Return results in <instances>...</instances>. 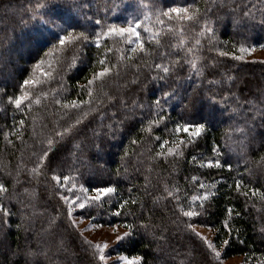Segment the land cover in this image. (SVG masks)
Listing matches in <instances>:
<instances>
[{
	"label": "trees",
	"instance_id": "16d2710c",
	"mask_svg": "<svg viewBox=\"0 0 264 264\" xmlns=\"http://www.w3.org/2000/svg\"><path fill=\"white\" fill-rule=\"evenodd\" d=\"M116 2L119 7L140 5V0ZM105 3L0 0V183L7 188L0 192V204L9 213L0 212V264H105L72 224L76 218L127 230L109 258L124 256L136 264H225L242 257L244 264H264V201L259 197L264 192V61L235 58L242 56L241 46L264 50V0H155L164 11L198 9L199 19L175 24L184 29L183 36L169 31L168 22L153 20L145 29L158 31L159 43L144 31L148 54L132 59L129 45L105 41L118 71L89 86L101 68L97 61L103 46L99 53L91 42L61 46L58 37L125 25L113 17L119 7L106 12ZM97 19L101 26L95 25ZM205 22L213 32L201 36ZM181 39L187 42L184 48L176 46ZM191 59L202 74L190 68ZM155 64L170 66V73ZM29 79L38 83L25 85ZM26 92L30 101L17 108L15 98ZM165 92L172 95L165 97ZM158 112L163 121L151 133L142 130ZM178 124H204L205 130L191 137V132H177ZM49 138L55 141L51 146ZM164 140L169 144L162 149ZM179 140L184 141L183 156L156 155ZM45 151L47 158L39 160ZM216 159L225 166H200ZM53 176L71 180L58 183ZM200 183L215 195L197 208L201 215L186 217L181 206L188 210L191 196L205 191ZM166 186L180 189L179 200L168 196ZM104 187L117 191L85 209L77 201L69 215L63 196L83 200ZM197 227L213 232L219 259L196 235ZM224 239L230 243L222 245Z\"/></svg>",
	"mask_w": 264,
	"mask_h": 264
},
{
	"label": "snow or ice",
	"instance_id": "6c2138e0",
	"mask_svg": "<svg viewBox=\"0 0 264 264\" xmlns=\"http://www.w3.org/2000/svg\"><path fill=\"white\" fill-rule=\"evenodd\" d=\"M45 5L43 4H38L37 7L38 8H42ZM76 7H83V5H76ZM105 7V11H109L112 10L114 11L115 9H117L119 7V4L116 2V0H106V3L104 5ZM145 9H148L149 11L147 12V14H144V19L145 20H149L151 19L152 15L155 14L157 11H159V15L156 16V23L159 25H165V19L166 18L168 21H178V22H184V21H188V22H193V21H197L199 19V10L198 9H193L190 11V8L188 6L185 7H169L167 9V11H164L163 9H157L155 0H151L150 3L145 4L144 0H140V10L143 13ZM95 25L96 26H101L102 25V21L97 19L95 20ZM169 29V31H176L178 32L181 36H183L184 33V29L181 27L179 29H175L173 28V26L169 23L166 25ZM142 27V21L138 22L136 18L133 19H129L125 22V25H119L116 23H111V24H107L106 26H102L101 30L99 32H97L95 30V27H93V29L91 30V33L89 34L87 31H82L80 32L78 35H73L72 33H68L67 35L64 36H60L58 37L59 39V44L61 46L70 44V43H74L79 41L84 47H87V43L91 42L93 44H95L97 52L99 53L100 48L103 46L104 48V52L101 54L100 59H98L97 63L101 66L99 71H95L92 74V79L88 81V85H94L95 82L97 80H100L101 82L103 81V79L105 77H107L108 75H110L111 73H113L114 70L118 71V67L114 69V67L111 65L109 58H108V53H111L113 51V49L111 47H108L106 43H104L105 41L109 40V39H113V40H117V41H122L124 44L129 45L130 47L127 49V51L131 54L128 59H132L135 55L138 54H145L147 55L148 53L146 52V41L145 39L142 37L141 34V29ZM145 32H149L152 33V29L151 28H146L144 29ZM204 31H207L209 33L213 32V28L209 26V24L207 22H205L204 24V29L200 32V35H204ZM159 35V32H155L152 33L149 36V39L151 40H155L156 43H159V40L157 39ZM186 41L184 39L179 40L178 44L176 45L177 47L180 48H184L186 45ZM195 44L199 45L200 44V40L196 39L195 40ZM261 47H264V45H261ZM186 51L188 53H191L193 51V49L191 47H188L186 49ZM240 51L241 52H245V51H252V49H246L243 46L240 47ZM229 53L227 52H221L220 55L222 56H227ZM121 59H124V53L121 52ZM236 59H243L242 56H238L235 57ZM190 65V68L193 71H196L198 75L202 74V68H198L197 66V62L195 59H191L187 61ZM176 63H179V61H176ZM39 67V66H38ZM155 68L160 70V72L162 73H170L171 68L170 66H165L164 64H155ZM45 76L50 75L49 73L45 72L43 73ZM160 79H165L164 76H159ZM231 79V78H229ZM38 81L36 80H25L24 84L25 85H29V84H37ZM89 96L92 95L91 90H89L88 92ZM172 93L171 92H165L164 96L168 97L171 96ZM25 101H30V95L26 92L18 97L15 98L14 103L15 106L17 108H20L21 105L25 102ZM36 103L39 104L40 101L37 99ZM56 103H60V101H56ZM88 103H91V101H88ZM155 104L157 106V108L160 109V111L162 112L163 109L160 105V100H156ZM71 106L72 107H78L79 105L75 102H71ZM142 106V105H141ZM235 111V109H234ZM85 115H87L85 113ZM164 117L162 115H160V113H157V116L155 119H152L148 122V126L146 129H142L148 133H151L152 131V127L153 125H158L159 123H161L163 121ZM21 123H23V121H21ZM76 123L79 124L80 120L77 119ZM177 132H191V137H199L202 132L205 130V125L204 124H196V125H190V124H178L176 126L175 129ZM65 131H70V129H66ZM237 131L243 133V129L238 128ZM58 135H60L61 137H63L64 133H58ZM156 139H160L159 137H157ZM55 141L51 138H49L47 140V144L49 146H51ZM193 141L190 139L189 143H192ZM9 143H11V141H9ZM169 144L168 140H164L163 144L161 145V148L163 149L165 146H167ZM182 145H184V141L183 140H179L174 141L173 142V146L172 147H168L167 151H160L157 152L156 155L157 156H164L165 158L171 156V157H176V156H183V148ZM47 158V151H45L42 155H40L39 160H45ZM195 157H193V160L195 161ZM201 167H208V168H222L225 165L221 163V161L219 159H216L215 161L213 160H208L206 163H201L200 165ZM229 169H231V165H227ZM40 167H43V165H40ZM33 173H37L39 172V167L37 168H33L32 169ZM53 179L55 181H57L58 183L61 182V180L63 179V181H70L71 178L69 176H63V178L61 176H53ZM193 181H197L198 177L193 176L191 178ZM241 182L237 181L236 182V187L237 189L240 187ZM65 186L66 185H62ZM73 187H75V185H73ZM211 187H215V185H212ZM199 188L200 189H205L204 192H202L200 195H193L191 196V200H190V204H189V208L188 210H184V208L181 206V211L183 212V215L186 217H196L201 215V212L197 210V208L203 209L205 202L208 201L212 196L215 195V192H212L210 190L206 189L205 184L200 183L199 184ZM7 188L5 187L4 184L0 183V192H6ZM82 191H87L86 189L82 188ZM117 189L115 187H104V188H97L96 189V194L94 196H86L83 200H81L80 196H75L74 199H69L67 196H63L62 198L64 199L65 203H67L69 205V215L71 214L72 211V206L77 204V201H79L78 207L81 209H85L86 206H90L91 203H95V202H99L102 200L103 197L105 196H109L111 194L116 193ZM165 191L167 192L168 196L174 197L175 199L179 200V197L176 196V193H178L180 191L179 188L173 186V190H169L168 187H165ZM257 191L258 190H252V195H257ZM244 195H248L247 192L243 193ZM259 197L262 201H264V192H260L259 193ZM128 201H125L124 204H121V208H123L125 206V204H127ZM132 203H135V201H132ZM0 212H4L5 215H8L9 213L7 212V210L4 208V206L2 204H0ZM117 215H119L120 213L117 212ZM228 214L232 215L233 214V210L232 209H228ZM238 215V213H236ZM77 221L73 220L72 224L76 225ZM225 226H227V221L225 222ZM131 227V226H129ZM190 228H192L191 225H189ZM192 230L195 232V229L192 228ZM231 233V229H229V234ZM128 233H125V236H127ZM197 236H200V238L202 240H204L207 243V247L211 250V252L215 255V257L217 259L220 258L221 253L217 250L216 245H214L211 241H209L207 239V237L202 236L199 232H196ZM117 240H123L124 236H117L116 237ZM91 244V242H88ZM230 243L229 239H224L221 241L222 245H228ZM92 247L95 248L96 253L98 254V259L101 262H105L106 261V257H105V250L108 248V244H95L92 245ZM123 259H127L126 257H124ZM129 264H134V262L130 261Z\"/></svg>",
	"mask_w": 264,
	"mask_h": 264
},
{
	"label": "rangeland",
	"instance_id": "374dc122",
	"mask_svg": "<svg viewBox=\"0 0 264 264\" xmlns=\"http://www.w3.org/2000/svg\"><path fill=\"white\" fill-rule=\"evenodd\" d=\"M192 9L190 8V11ZM167 11V9H166ZM148 10L145 9L142 13L140 10V5H133L132 7H128L126 4H123L119 7L118 13L115 14L113 17H117L120 20H124L125 22L129 19L136 18L138 22L142 21V27L140 29L141 34L144 32V29L148 24H150L153 20L156 21V17L152 15L151 19L145 20L144 14H147ZM166 22L170 23L173 28L178 21L172 20L168 21L164 18ZM242 57L244 60L249 61H264V50L263 49H253L252 51L242 52ZM77 221L76 225L82 235L88 242L91 244H108V248L105 250L104 254L106 257L105 264H129L130 261L136 264L134 259H123L124 256H114V257H107L108 252L119 243L120 240H117V236H125L127 230L121 226H113V227H104L100 225H94L90 221H85L81 219H75ZM197 232H199L202 236L207 237L209 241L213 240V232L206 228L197 227ZM225 264H244L242 257L232 258L227 260Z\"/></svg>",
	"mask_w": 264,
	"mask_h": 264
}]
</instances>
